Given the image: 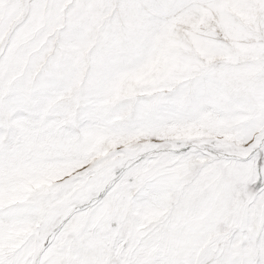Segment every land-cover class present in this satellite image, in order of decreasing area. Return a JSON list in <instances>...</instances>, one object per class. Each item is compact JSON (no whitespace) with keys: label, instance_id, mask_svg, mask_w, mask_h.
<instances>
[{"label":"snow or ice","instance_id":"obj_1","mask_svg":"<svg viewBox=\"0 0 264 264\" xmlns=\"http://www.w3.org/2000/svg\"><path fill=\"white\" fill-rule=\"evenodd\" d=\"M0 264H264V0H0Z\"/></svg>","mask_w":264,"mask_h":264}]
</instances>
